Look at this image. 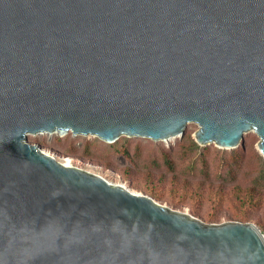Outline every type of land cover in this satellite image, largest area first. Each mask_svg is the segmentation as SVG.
I'll use <instances>...</instances> for the list:
<instances>
[{
    "label": "water",
    "instance_id": "water-1",
    "mask_svg": "<svg viewBox=\"0 0 264 264\" xmlns=\"http://www.w3.org/2000/svg\"><path fill=\"white\" fill-rule=\"evenodd\" d=\"M264 156V0H0V264H264L204 224L65 165L28 134L181 138Z\"/></svg>",
    "mask_w": 264,
    "mask_h": 264
},
{
    "label": "rangeland",
    "instance_id": "rangeland-1",
    "mask_svg": "<svg viewBox=\"0 0 264 264\" xmlns=\"http://www.w3.org/2000/svg\"><path fill=\"white\" fill-rule=\"evenodd\" d=\"M197 129L198 126L195 123H188L181 138L175 137L169 140L120 136L118 138L120 143L126 137L130 140V152L134 151V143L140 144L141 154L133 158L108 149L105 141L97 140L93 135L69 134L68 139H75L73 145L78 149L77 154L74 155L63 153L69 149L70 145L67 144L69 141L56 140L57 137L63 138L66 133L28 134L27 142L37 144L41 149L61 158L65 163L99 175L112 184L125 185L148 196L150 195L146 193L147 190L152 189L160 195L158 199L152 197L155 201L171 209L187 212L204 224L238 221L231 216L235 210V204L238 203V195H244L245 190L255 182L258 170L264 166V156L256 147L259 137L249 131L243 134L242 143H240L242 146L239 144L236 148H231L242 149L241 166L234 169L235 177L231 178L225 175V169L218 165V157L227 155L231 149L221 148L213 142L204 145L208 148V168L206 172L203 171L204 164L196 157L197 149L192 144L195 142L194 133ZM33 138L43 139L48 146H42ZM83 140H94L90 146L92 153L90 157H84L82 154L81 141ZM165 151H168L171 156L173 171L168 169L167 164L153 162V158L156 161L160 160ZM260 183L262 185L259 188L260 202L255 208L248 209L251 218L246 222L258 224L264 229V183ZM200 186L206 192L209 189L215 192L214 194L221 192L222 202L216 203L213 200L214 195L212 198H207L205 193L199 195L197 191Z\"/></svg>",
    "mask_w": 264,
    "mask_h": 264
},
{
    "label": "trees",
    "instance_id": "trees-1",
    "mask_svg": "<svg viewBox=\"0 0 264 264\" xmlns=\"http://www.w3.org/2000/svg\"><path fill=\"white\" fill-rule=\"evenodd\" d=\"M69 134H71L70 132H67L64 137H57L56 140H58V142L62 141V140H67L69 141L67 144L70 145L69 149L64 151V154L67 155H74L77 154V147H75L74 144V140L75 139H68ZM77 136V135H76ZM97 140H100L98 137H96ZM34 141L40 143L42 146H48V143L46 141H44L43 139H37V138H33ZM104 142V141H103ZM92 143H94V140L92 141H87V140H83L81 141V150H82V154L84 157H90L92 155L91 153V149L90 146L92 145ZM108 146V149L112 150V151H118L119 153H121L124 156H130L131 158L135 157V156H140L142 148L140 146V144L138 143H134L133 146V150L132 152H130V140L126 137L122 140V142L120 143V140L117 139L116 141L112 142V143H108L105 142ZM192 144L194 145V147L197 149V153H196V157H198L201 162L204 164L203 167V171L206 172L207 168H208V148L204 147V146H199L198 144H196L195 142H192ZM242 146V144H240ZM236 148V147H235ZM241 148L239 149H231L229 150L228 154L225 156H219L218 157V165L220 166V168L225 169V175H228L231 178L235 177V170L234 169H238L241 166V161H242V152H241ZM153 162L154 163H159L162 162L164 164H167L168 169L169 170H174L173 169V161L171 160V156L169 155L168 151H165L162 153L160 160H155L153 158ZM191 164H193V162H191ZM264 183V166L261 167V169L258 170L257 173V178L255 179V182H253V184L251 185V187H249L248 189L245 190V193L243 196H239V200L238 203L235 204V210L232 212L231 216L233 219L241 221V222H246L251 218L250 213L248 212V209H253L255 208L259 202H260V193H259V188L261 183ZM259 185V187H258ZM198 194L202 195L205 193V196H207V198H212L213 195V200L216 201V203H220L222 202V194L217 193L214 194L215 192H213L211 189H209L207 192L204 191V189L202 188V186L199 187L198 189ZM147 194H149L151 197H154L156 199L160 198V195L155 193L152 189H148ZM211 218H214V216H211ZM257 227L260 229V231L263 233L264 235V229H262L260 226Z\"/></svg>",
    "mask_w": 264,
    "mask_h": 264
},
{
    "label": "bare ground",
    "instance_id": "bare-ground-1",
    "mask_svg": "<svg viewBox=\"0 0 264 264\" xmlns=\"http://www.w3.org/2000/svg\"><path fill=\"white\" fill-rule=\"evenodd\" d=\"M56 133H57V132H56ZM171 139H174V138H171ZM42 151H43L44 153H47V154H49V155H52V156L55 158L56 161H58V162H60V163H62V164H65V165H70V164L65 163L61 158L56 157L54 154L50 153L49 151H46L45 149H42ZM113 184H114V185H121V184H115V183H113ZM131 191H133V192H137V191L134 190V189H131ZM137 193H139V192H137Z\"/></svg>",
    "mask_w": 264,
    "mask_h": 264
}]
</instances>
